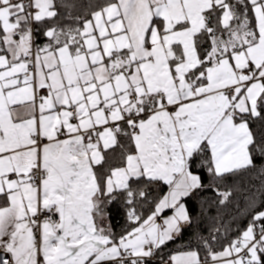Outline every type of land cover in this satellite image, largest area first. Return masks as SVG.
<instances>
[{"label":"snow or ice","instance_id":"snow-or-ice-1","mask_svg":"<svg viewBox=\"0 0 264 264\" xmlns=\"http://www.w3.org/2000/svg\"><path fill=\"white\" fill-rule=\"evenodd\" d=\"M253 172L264 0H0V264H264V183L162 255Z\"/></svg>","mask_w":264,"mask_h":264},{"label":"trees","instance_id":"trees-1","mask_svg":"<svg viewBox=\"0 0 264 264\" xmlns=\"http://www.w3.org/2000/svg\"><path fill=\"white\" fill-rule=\"evenodd\" d=\"M255 127V125H253ZM264 183V177L257 173H246L237 177H230L226 186L232 187L233 196L231 200L220 205L218 197L213 191H206L202 194L201 200L193 201L194 211L192 222L187 225L180 238L169 243L164 249L163 258L167 259L170 251L176 249L199 250L201 237H208L214 227H219L221 223H230L237 214V207H243L245 195L252 189H258ZM113 224L117 231H120L124 224L123 213L114 210ZM161 260L160 256H157ZM152 264H160L152 261Z\"/></svg>","mask_w":264,"mask_h":264},{"label":"built area","instance_id":"built-area-1","mask_svg":"<svg viewBox=\"0 0 264 264\" xmlns=\"http://www.w3.org/2000/svg\"><path fill=\"white\" fill-rule=\"evenodd\" d=\"M153 261H158V262H160V260L156 257Z\"/></svg>","mask_w":264,"mask_h":264},{"label":"crops","instance_id":"crops-1","mask_svg":"<svg viewBox=\"0 0 264 264\" xmlns=\"http://www.w3.org/2000/svg\"><path fill=\"white\" fill-rule=\"evenodd\" d=\"M186 226H187V225H186ZM186 226H185V227H186Z\"/></svg>","mask_w":264,"mask_h":264}]
</instances>
